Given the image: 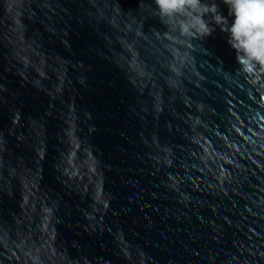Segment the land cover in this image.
<instances>
[{"label":"water","instance_id":"water-1","mask_svg":"<svg viewBox=\"0 0 264 264\" xmlns=\"http://www.w3.org/2000/svg\"><path fill=\"white\" fill-rule=\"evenodd\" d=\"M0 264H264V62L221 0H0Z\"/></svg>","mask_w":264,"mask_h":264},{"label":"trees","instance_id":"trees-1","mask_svg":"<svg viewBox=\"0 0 264 264\" xmlns=\"http://www.w3.org/2000/svg\"><path fill=\"white\" fill-rule=\"evenodd\" d=\"M226 6L229 8V13L235 21L236 17L247 22L250 27L262 36H264V0H228ZM225 3L227 1H224Z\"/></svg>","mask_w":264,"mask_h":264},{"label":"rangeland","instance_id":"rangeland-1","mask_svg":"<svg viewBox=\"0 0 264 264\" xmlns=\"http://www.w3.org/2000/svg\"><path fill=\"white\" fill-rule=\"evenodd\" d=\"M223 5L225 6L229 16L235 22L237 26H239L247 35L248 43L257 57L264 62V36L260 35L255 28L250 27L247 22H244L241 18L239 19L237 15L234 14L237 21L233 19L231 14L229 13V8L226 6L228 5V0H221ZM224 1H227L226 3Z\"/></svg>","mask_w":264,"mask_h":264}]
</instances>
